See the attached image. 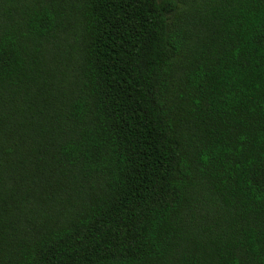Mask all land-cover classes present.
I'll return each mask as SVG.
<instances>
[{
    "label": "trees",
    "instance_id": "1",
    "mask_svg": "<svg viewBox=\"0 0 264 264\" xmlns=\"http://www.w3.org/2000/svg\"><path fill=\"white\" fill-rule=\"evenodd\" d=\"M0 264H264V0H0Z\"/></svg>",
    "mask_w": 264,
    "mask_h": 264
}]
</instances>
